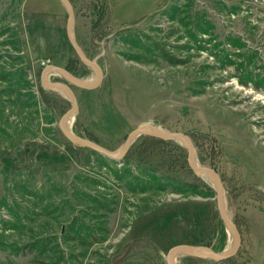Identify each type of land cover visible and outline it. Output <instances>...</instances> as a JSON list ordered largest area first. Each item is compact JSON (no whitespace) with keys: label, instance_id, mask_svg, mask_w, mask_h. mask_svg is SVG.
<instances>
[{"label":"rangeland","instance_id":"rangeland-1","mask_svg":"<svg viewBox=\"0 0 264 264\" xmlns=\"http://www.w3.org/2000/svg\"><path fill=\"white\" fill-rule=\"evenodd\" d=\"M74 1V37L104 78L84 90L48 77L74 87L69 131L117 152L137 127L187 134L196 162L221 177L241 246L224 261L179 253L175 263L264 264V0H111L100 23L101 0ZM67 20L61 0H0V264H166L182 244L230 251L217 182L190 169L184 141L141 135L117 161L59 129L72 104L54 90L68 110H52L40 77L48 64L81 74ZM90 71L80 79L95 82Z\"/></svg>","mask_w":264,"mask_h":264},{"label":"water","instance_id":"water-1","mask_svg":"<svg viewBox=\"0 0 264 264\" xmlns=\"http://www.w3.org/2000/svg\"><path fill=\"white\" fill-rule=\"evenodd\" d=\"M61 2L63 3L68 13V20H67V27H66V33H67L68 40L72 48L74 49L75 53L77 54V56L82 61V63H84L86 66L90 67L91 69L95 70V72L97 73V77H96L95 82L89 83L86 80L80 79L79 77L75 76L74 74L69 72L64 67H60V66L53 65V64H48L43 68L41 72V77H40L41 85L44 88H47L50 90H55L58 87H62L68 93L69 97L67 98L72 104V107L67 112H65L64 115H62L60 123H59V127H60L59 129L62 131L64 136H66L71 141L77 144L79 143V145L86 147L90 149L91 151H94L96 153H99L101 155H104L110 159L117 160V161H120L124 158L128 150L130 149L132 143L136 140L135 138L141 135H147V136L158 138V139H169L170 138L172 140H177V141L183 138V140L187 141L188 143V145H186L188 154H189L187 163L189 164L190 169L193 172H195L196 175L197 174L198 175H205V174L212 175L217 182V187L215 188H216V201H217V206L219 210L218 214H220L226 226L231 230L234 236L235 243H234L233 249L226 253L225 252L219 253L213 250L212 248L206 247V246L187 245V244L177 245V246L172 247L166 254V262L167 264H176L174 262V257L177 256L179 253H186V254L188 253V254H192V255H196L200 257L209 258L215 261H224L236 255L237 252H239V248L241 246V239H240L241 235H240L237 225L231 219L229 214L226 213L227 211H225V209L223 208L222 200H224V187H223L221 177L218 175V173L214 169L205 167L196 162L195 160L196 154L194 150L195 147H194L192 139L188 137L187 134L182 133V132H172V131H166L162 129L150 128L147 126L137 127L127 136V139L125 143L123 144L122 148L117 152V151H110L98 145L97 143L93 141H89L88 139L83 138L80 135H77L67 130L66 128L64 129L63 122L70 116L74 117L79 111V103L77 102L78 99L76 97V94L73 88H71L70 85L60 82V81H56V82L50 81V79L47 78L48 73H50V71L57 72L61 74L70 83L84 90L97 89L103 81L104 73H103V69H101V66L96 61L89 59L85 55V53L81 50V47L76 40V37H74L75 34L73 31V27H74L76 15H75L74 7L71 1L61 0ZM201 251L206 252L205 255L199 254Z\"/></svg>","mask_w":264,"mask_h":264},{"label":"trees","instance_id":"trees-1","mask_svg":"<svg viewBox=\"0 0 264 264\" xmlns=\"http://www.w3.org/2000/svg\"><path fill=\"white\" fill-rule=\"evenodd\" d=\"M71 1V3H72V5L74 6V8L76 7L75 6V1L74 0H70ZM102 1V7H101V9H99L100 10V15H99V19H98V23H100V22H103L104 21V18H105V10L104 9H106V6H107V4L109 3L110 5H111V0H101ZM108 4V6H110ZM97 25V23L95 24L94 23V26H96ZM98 31V29L95 31V33H94V35H96V37L99 35H97L96 34V32ZM77 41H78V39H76ZM79 43V42H78ZM78 63V65H79V67L81 68L80 69V73L81 74H79V73H77V72H75V69L74 68H70V67H65L69 72H71L72 74H74L75 76H77V77H79V78H83L84 76H86V75H89V73L91 72L90 70V68L88 67V66H86L84 63H82V61L80 60V58L76 55V61H75V63ZM67 83V82H66ZM68 84V83H67ZM70 85V84H69ZM71 86V88H73L74 89V87H73V85H70ZM41 92H42V94H43V98H44V100L47 102V105L52 109V110H54V111H57V110H64V112H65V110L67 111L68 109V107L65 105L66 103L65 102H63V100L61 99L60 101H58V98L59 97H57V95L55 94V92H54V90H50V89H47V88H41ZM60 99V98H59ZM142 137H143V139L144 140H154V141H158V142H161V143H165V144H174L173 142H172V140L169 138V139H158V138H154V137H150V136H147V135H142ZM134 146H135V143H134V145H132L131 146V149L132 148H134ZM175 147H177V148H179V149H181L179 146H177V144H176V146ZM131 151V150H130ZM189 261H191V260H193V257H188L187 258ZM162 260V259H161ZM211 261H214V262H216L215 260H211ZM161 264H165V259H163V261H162V263ZM167 264V263H166Z\"/></svg>","mask_w":264,"mask_h":264},{"label":"bare ground","instance_id":"bare-ground-1","mask_svg":"<svg viewBox=\"0 0 264 264\" xmlns=\"http://www.w3.org/2000/svg\"><path fill=\"white\" fill-rule=\"evenodd\" d=\"M52 73H54L53 71H50V73H48V76H47V78L52 74ZM96 76H97V73H96ZM55 90H57V91H60V92H62V93H64L65 95H67L68 96V93L62 88V87H58V88H56ZM69 97V96H68ZM67 119H69L68 120V123H67V125H66V129L67 130H69V125H70V123L72 122V120L74 119V117L73 116H70L69 118H67ZM67 119L63 122V125L65 124V122L67 121ZM179 140H181L182 142L184 141L185 143H186V145H188V143H187V141H185V140H183V138L182 139H179ZM205 175H209V174H205ZM204 176V175H203ZM210 176H212V175H210ZM211 181H213V180H211ZM223 201V208H224V202H225V200H222ZM225 209V208H224ZM233 240H234V238H233ZM235 241V240H234ZM235 243V242H234ZM234 247V246H233ZM233 249V248H232ZM231 249V250H232ZM230 250V251H231ZM228 252V251H227ZM205 253L206 252H200L199 254H201V255H205ZM174 262H176V256L174 257Z\"/></svg>","mask_w":264,"mask_h":264}]
</instances>
